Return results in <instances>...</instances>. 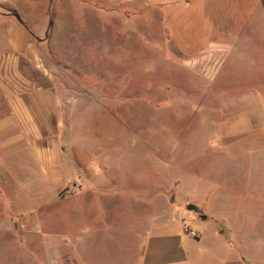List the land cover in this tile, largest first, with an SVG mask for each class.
<instances>
[{
    "label": "crops",
    "instance_id": "crops-1",
    "mask_svg": "<svg viewBox=\"0 0 264 264\" xmlns=\"http://www.w3.org/2000/svg\"><path fill=\"white\" fill-rule=\"evenodd\" d=\"M145 1L147 8L160 13L166 29L168 43L159 52L168 55L166 60L194 58L200 62L206 69L205 98L210 102L213 89L218 91L223 85L221 76L228 62L234 54L248 51L247 36L254 31V23L264 21L262 0ZM20 3L0 0V189L6 177L15 184L10 192L12 204L33 209L32 213H19L27 231L18 242L44 247L51 264H67L75 260L69 254L67 236L45 238L40 243L37 238L56 221L64 226L67 217L73 219L86 211L96 221V240L112 238L109 244L117 264H248L252 258L246 247L256 243L241 237L238 226L223 224L221 208L224 197L234 194L235 183L240 184L243 203L259 205L264 194V141H260L264 139L260 126L264 109L259 100L252 99L255 90L222 100L229 107L249 103L253 111L238 113L219 129L221 140H241L240 159L205 161L206 167L214 162L220 165L219 171L207 176L202 219L214 223L211 244L223 255L215 254V249L206 254L201 248L202 236L184 223L187 219L182 222L174 213L175 198L149 181L133 182L125 171L132 161L94 160L96 150L80 140L85 130L79 124L78 102L69 100L72 87L65 82L68 57L51 44L46 47L51 18L46 14L36 18L37 0ZM10 8H16L18 14ZM43 34L47 37L42 40ZM46 51L58 53L55 63L44 62ZM94 121L92 135L107 134L106 126L96 128L95 117ZM211 126L205 128L206 139L213 135ZM171 185L178 188L181 181L174 179ZM1 190L0 197L6 196V190ZM192 205L201 210L199 204ZM0 210L4 212L1 204ZM34 252L31 250L37 256Z\"/></svg>",
    "mask_w": 264,
    "mask_h": 264
},
{
    "label": "rangeland",
    "instance_id": "rangeland-1",
    "mask_svg": "<svg viewBox=\"0 0 264 264\" xmlns=\"http://www.w3.org/2000/svg\"><path fill=\"white\" fill-rule=\"evenodd\" d=\"M5 1L23 5L24 0ZM145 3L37 0L34 14L37 19L43 14L51 18L50 33L42 38L47 37L46 47L51 44L68 57L65 82L72 87L68 90L69 100L78 102L79 124L85 130L80 140L96 150L94 160L132 161L125 171L132 175L133 182L149 181L164 189L166 196L175 198L172 209L180 221L187 219L184 223L202 236L204 252L210 254L215 249V254L223 255L216 244H211L214 223L202 219L208 193L206 179L213 171H219L220 165L214 162L206 167L205 161L240 159L241 140H221L219 129L238 113L253 110L243 102L226 106L228 102L223 99H237L254 89L256 96L252 99L259 100L264 109V21L254 23V31L246 38L248 51L232 56L221 76L223 85L217 87L218 91L213 89L210 102L205 98L206 69L200 62L194 58L186 62L166 60L168 55L159 52L158 48L168 43L166 29L160 13ZM10 10L18 14L16 8ZM260 13L264 14V5ZM56 56L55 51L53 55L46 51L43 60L47 65L55 63ZM174 56L179 59L180 55ZM94 117L96 128L98 124L106 126L107 134L92 135L90 124L95 123ZM209 125L213 135L206 139L205 128ZM260 126L264 130V118ZM174 179L181 181L180 187L171 185ZM4 182L1 188L7 195L0 197L4 209L3 213L0 210V264H51L44 247L18 242L27 231H19V223L24 221L19 213H32L33 209L14 206L10 192L15 184L6 177ZM233 185L234 194L222 200L223 224L230 222L239 227L241 237L254 239L256 245L246 247L252 258L248 264H264V194L259 205L243 203L240 184ZM194 203L201 210H188ZM216 206L219 208L220 204ZM90 214L82 211L73 219L67 217L64 226L56 221L47 230L44 228L37 240L40 243L45 238L67 236L69 254L75 258L67 264H117L112 256L114 248L109 244L112 238L96 240V221L89 219Z\"/></svg>",
    "mask_w": 264,
    "mask_h": 264
},
{
    "label": "water",
    "instance_id": "water-1",
    "mask_svg": "<svg viewBox=\"0 0 264 264\" xmlns=\"http://www.w3.org/2000/svg\"><path fill=\"white\" fill-rule=\"evenodd\" d=\"M188 209L191 210V211H195V212L199 211L198 207H196L195 205H189Z\"/></svg>",
    "mask_w": 264,
    "mask_h": 264
},
{
    "label": "built area",
    "instance_id": "built-area-1",
    "mask_svg": "<svg viewBox=\"0 0 264 264\" xmlns=\"http://www.w3.org/2000/svg\"><path fill=\"white\" fill-rule=\"evenodd\" d=\"M20 219H22V218H20ZM19 229L20 230H25L26 229V225H25V223L23 221L19 223Z\"/></svg>",
    "mask_w": 264,
    "mask_h": 264
}]
</instances>
